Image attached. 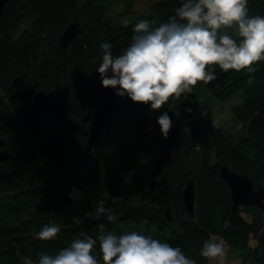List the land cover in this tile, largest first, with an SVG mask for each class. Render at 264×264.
<instances>
[{
  "label": "trees",
  "instance_id": "1",
  "mask_svg": "<svg viewBox=\"0 0 264 264\" xmlns=\"http://www.w3.org/2000/svg\"><path fill=\"white\" fill-rule=\"evenodd\" d=\"M133 3L11 0L5 5L0 21V138L12 158L0 163V264H23L17 250L38 262L39 253L54 255L76 237L96 239L98 224L92 222L97 220L100 201L117 217L111 223L100 217L106 231L117 235L142 231L181 248L196 264H210L200 256L205 240H221L242 264H264L260 242L264 211L254 206L234 211L229 186L220 177L226 165L248 175L255 189L264 187V61L251 74L223 72L215 66L217 79L199 84L179 99L170 98L157 111L133 103L126 95L119 97L112 120L94 147L85 150L100 100L101 44L110 43L114 57L122 54L137 22H167L182 0H151L142 13L132 11ZM116 5L122 10L115 13ZM248 10L249 16H264V0H248ZM74 21L80 31L61 51L60 36ZM231 34L239 39L234 31ZM23 74L26 80L13 97V79ZM250 75L254 76L251 84ZM58 85L69 87L65 118L57 123L47 117L32 125L21 123L35 94L51 92ZM207 95L220 102L240 100L231 108L236 132L200 118ZM189 108L191 112L186 111ZM165 112L171 121L183 120L188 127L179 137L169 167L149 190L152 169L164 150L157 119ZM191 179L196 192L193 217L183 202V190ZM60 192L72 197L69 207L58 201ZM88 212L92 214L86 216ZM145 220L148 223L143 225ZM49 224L61 227L57 238L36 239ZM92 254L103 264L99 241Z\"/></svg>",
  "mask_w": 264,
  "mask_h": 264
},
{
  "label": "clouds",
  "instance_id": "2",
  "mask_svg": "<svg viewBox=\"0 0 264 264\" xmlns=\"http://www.w3.org/2000/svg\"><path fill=\"white\" fill-rule=\"evenodd\" d=\"M124 24H128L127 19ZM133 32L130 45L118 56H113L110 43L101 44L102 63L97 72L104 88H118L116 95L150 105L153 111L162 109L170 98L179 99L199 84L217 79L215 66L223 72L251 74L256 71L254 66L264 61V16H249L248 0H182L167 22L140 20ZM253 80L250 75L248 83ZM157 123L167 138L171 118L165 112ZM95 214L97 220L103 216L110 223L117 219L103 201L98 202ZM147 223L143 221V225ZM97 229L96 239L76 237L54 255L39 253L38 262L19 250L16 255L23 264H98L92 253L99 241L103 264H196L181 248L142 231L127 230L117 235L106 231L104 223H99ZM60 231L59 225H45L36 239L54 241ZM224 255L223 243L211 238L200 249V256L213 264H224Z\"/></svg>",
  "mask_w": 264,
  "mask_h": 264
},
{
  "label": "water",
  "instance_id": "3",
  "mask_svg": "<svg viewBox=\"0 0 264 264\" xmlns=\"http://www.w3.org/2000/svg\"><path fill=\"white\" fill-rule=\"evenodd\" d=\"M11 0H0V21L3 15V9L5 5ZM80 31V25L77 21H74L68 25L65 31L60 36L59 47L61 51H64L67 46L75 39ZM111 75V73H109ZM26 80V75L16 76L13 79L12 86L15 89V94L19 91ZM119 89L104 88L102 85L99 87V103L96 111L94 112L91 120L88 140L85 146V150L89 152L97 143L101 133L106 125L112 120L114 111L120 96L116 95ZM194 98V94H190ZM69 101V87L58 85L56 89L51 92L50 99L47 97L45 90H39L29 107L27 113L23 116V123H32L35 119L43 114L47 113L52 122L61 121L68 110ZM188 127V123L183 120L174 119L172 121V128L164 141V150L158 156L154 167L152 169L153 179L151 180L148 188L153 190L157 185L156 177L160 175L164 169H167L172 161L173 152L176 144L179 140L181 133ZM5 142L0 140V146ZM12 158L8 152H4L0 149V163ZM221 179L229 186L230 193L233 199V210L237 211L241 206H254L264 211V187L255 189L249 176L244 173H237L230 170L226 165H223L220 169ZM109 186H113V181L109 182ZM196 199V192L194 181L191 179L187 182L183 190V202L187 213L194 216V205ZM58 200L64 204H70V198L66 195L60 194ZM167 217L169 212L166 211ZM103 219L94 220L93 225L102 223ZM260 242L264 245V235L260 237Z\"/></svg>",
  "mask_w": 264,
  "mask_h": 264
},
{
  "label": "rangeland",
  "instance_id": "4",
  "mask_svg": "<svg viewBox=\"0 0 264 264\" xmlns=\"http://www.w3.org/2000/svg\"><path fill=\"white\" fill-rule=\"evenodd\" d=\"M150 2L151 0H134L132 11L134 13H142L149 8ZM121 10L120 5H116L112 8V11L115 13L116 11L119 12ZM239 103V99H232L226 103L220 102L210 97V95H207L201 103L203 109L200 118L216 127L229 130L230 132H236L238 130V124L233 122L231 106ZM243 216L245 217L244 214ZM217 242H222L224 245V264H242L239 259L232 258L233 255L228 251V246L223 241L218 240ZM251 245H255L254 239L252 240ZM210 264H213V262H210ZM215 264H219V262L217 261Z\"/></svg>",
  "mask_w": 264,
  "mask_h": 264
},
{
  "label": "flooded vegetation",
  "instance_id": "5",
  "mask_svg": "<svg viewBox=\"0 0 264 264\" xmlns=\"http://www.w3.org/2000/svg\"><path fill=\"white\" fill-rule=\"evenodd\" d=\"M54 91V90H53ZM53 91H51V92H53ZM51 92H48L47 93V97L50 99V97H51ZM70 96V95H69ZM233 99H238L237 97L236 98H233ZM240 101V100H239ZM224 102H226V103H228L229 101H224ZM68 104H69V101H68ZM236 105H238V104H236ZM234 105H232L231 106V108L233 107ZM68 111V110H67ZM115 112V111H114ZM67 114V113H66ZM24 116V115H23ZM23 116L21 117V119H20V122L21 123H23L22 122V118H23ZM66 116V115H65ZM44 117H47V119H48V121H50L51 123H57V122H52L51 121V119L49 118V115L47 114V113H43V114H41V115H39L36 119H35V121L34 122H32V123H28V124H34L37 120H39V121H41L42 119L41 118H44ZM65 118V117H64ZM63 118V119H64ZM62 119V120H63ZM58 122H60V121H58ZM238 139V138H237ZM0 140H3L4 142H5V144L4 145H2V146H0V149L2 150V151H4V152H8L7 150H5V146H6V141H5V139H3V138H0ZM9 153V152H8ZM10 154V153H9ZM11 155V154H10ZM236 172L238 173V170H236ZM48 180H50V179H47V180H45V182L46 183H48ZM52 180L54 181L55 179L54 178H52ZM60 194H64V195H66L67 197H69L70 198V204L72 203V197H70L69 195H67L66 193H64V192H60V193H58L57 194V199H58V196L60 195ZM59 201V200H58ZM60 202V201H59ZM61 203V202H60ZM62 204V203H61ZM70 204L69 205H65L66 207H69L70 206ZM64 205V204H63ZM238 211V210H237ZM166 217H167V215H166ZM167 219L168 220H170V217L168 216L167 217Z\"/></svg>",
  "mask_w": 264,
  "mask_h": 264
}]
</instances>
